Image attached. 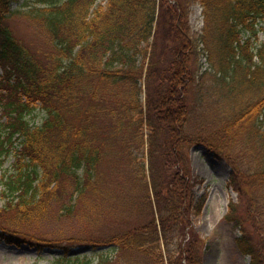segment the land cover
Here are the masks:
<instances>
[{
	"label": "trees",
	"instance_id": "1",
	"mask_svg": "<svg viewBox=\"0 0 264 264\" xmlns=\"http://www.w3.org/2000/svg\"><path fill=\"white\" fill-rule=\"evenodd\" d=\"M13 1L0 0V167L14 159L0 241L53 246L30 229L58 205L80 230L65 241L111 246L116 264H202L193 223L207 191L189 161L201 146L228 165L245 205L226 217L237 249L264 264V0ZM13 15L34 45L14 36ZM200 54L211 70L197 76ZM62 249L56 264L79 259Z\"/></svg>",
	"mask_w": 264,
	"mask_h": 264
},
{
	"label": "rangeland",
	"instance_id": "2",
	"mask_svg": "<svg viewBox=\"0 0 264 264\" xmlns=\"http://www.w3.org/2000/svg\"><path fill=\"white\" fill-rule=\"evenodd\" d=\"M34 1L14 0L10 9L25 11L29 9L26 6L33 4ZM103 1L99 0V2ZM6 23L16 38L32 45L36 43L35 30L25 18L13 15L8 18ZM188 23L192 32L198 35L202 33L204 19L202 8L199 5L191 7ZM258 27H261L258 39L264 41V19ZM197 66V76H200L204 71L211 70L204 54H200ZM3 68L4 66L0 64V74ZM144 98L143 93L141 99L144 100ZM27 117L32 124L38 125L44 118V112L35 108ZM189 161L192 171L203 179L201 189L207 191L205 206L193 223L195 232L206 239L203 249V264H248L249 256L240 253L235 244V238L240 235V227L235 221L226 219L229 204L235 205L237 215L242 217L245 215V205L240 203L237 194L227 185L230 168L223 161L216 160L201 146L189 150ZM13 162V157L8 156L0 167V208L4 206L5 202L1 196V175L2 173H11ZM65 200L67 201V199ZM245 227L249 229L248 225ZM30 231L39 239L56 242L52 243L53 246L38 247L29 243L15 246L0 241V264H56L57 259L63 256V247H67L69 250L67 257L77 255L80 257L78 260H66L65 258L61 264H101V260L107 258L113 259L110 264H116L114 262L115 253L111 250V246L92 247L87 244H79L76 241H65L73 236L77 238L80 230L69 217L63 215L61 207L58 205L52 206L48 214ZM32 242L37 244L34 240ZM85 247L89 248L83 251Z\"/></svg>",
	"mask_w": 264,
	"mask_h": 264
},
{
	"label": "water",
	"instance_id": "3",
	"mask_svg": "<svg viewBox=\"0 0 264 264\" xmlns=\"http://www.w3.org/2000/svg\"><path fill=\"white\" fill-rule=\"evenodd\" d=\"M89 247H85L83 251L87 250ZM82 251V250H81Z\"/></svg>",
	"mask_w": 264,
	"mask_h": 264
}]
</instances>
